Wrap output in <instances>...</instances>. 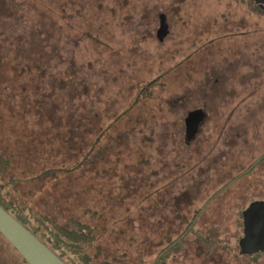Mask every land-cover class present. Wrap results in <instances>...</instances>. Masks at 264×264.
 I'll return each instance as SVG.
<instances>
[{"label":"rangeland","instance_id":"obj_1","mask_svg":"<svg viewBox=\"0 0 264 264\" xmlns=\"http://www.w3.org/2000/svg\"><path fill=\"white\" fill-rule=\"evenodd\" d=\"M71 1L70 41L53 36L56 21L43 20L50 34L41 37L40 48L60 56L57 69L41 73L39 80L33 76L40 72L29 70L20 50L15 61L12 43L24 38L14 34L13 27L22 33L18 13L11 4L7 8V0L0 3V149L15 154L2 146L19 142L42 163L49 154L40 153L47 144L37 136L38 117H54L56 123L44 124L64 127L57 133L69 137L81 104L79 115L90 122L89 135L82 132L92 143L96 126L103 132L134 102L138 88L158 81L150 97L104 132L97 148L102 155L88 166L89 176L69 179L66 188L81 194L64 208L74 220L98 229L89 251L97 261L152 264L166 239L188 231L200 213L186 249L170 264H247L243 250L264 247L260 239L242 241L247 205L264 200V78H245L264 68V18L249 13L247 0H94L96 9L104 4L101 13L90 5L83 12ZM59 9V26H65ZM161 15L169 25L164 44L157 39ZM83 32L99 42L81 37ZM65 50L72 58H61ZM75 78L86 81L77 88ZM93 104L95 113L88 114ZM197 110L205 120L187 146L185 119ZM77 139L26 176L70 167L81 158V147L87 148V139ZM24 161L29 164L25 155L16 159L20 167ZM84 176L79 188L76 181ZM36 185L42 183L32 189ZM43 196L49 203L41 210L57 216L52 200ZM258 261L264 264V255Z\"/></svg>","mask_w":264,"mask_h":264},{"label":"trees","instance_id":"obj_2","mask_svg":"<svg viewBox=\"0 0 264 264\" xmlns=\"http://www.w3.org/2000/svg\"><path fill=\"white\" fill-rule=\"evenodd\" d=\"M125 1L129 2V0ZM2 2L4 3V0H0V3ZM7 3V8H9L11 4L18 13V17L16 19L17 27L21 29L22 35L18 34V28L12 26L14 28V34L18 35V39L19 35L24 37L20 40H14L18 42L12 43L10 51L12 53H15V61L17 62L18 60L16 59V56L18 51L20 50L21 52L18 54L19 58L23 57L26 61V64L28 62L29 65H27V67L30 68V71L38 73L40 72V75L35 74L33 76V80H35V77L39 80V78H41L42 76L41 73L44 74L45 72H48L50 70L57 69V62L60 56L59 54L55 53H46L40 48L42 46L41 37L43 36L44 38H46V36L50 34L49 30L44 29L42 25L43 20L56 21L57 25L54 24L53 26V36L57 39L58 34H60L61 38H64L66 41H70L71 34L68 30L71 27L69 23V11L72 1L7 0ZM79 3L80 6L78 7V10L81 9V11L83 12L88 9V5L91 6L89 7L92 10L98 9L100 10V13L104 11V4L100 5V7L98 6V8L96 9L94 7V0L90 2H88V0H77L75 5H79ZM121 5L124 6L123 3ZM247 5L249 8V13L264 18V11L259 7V0H247ZM58 8H60V20L65 22L66 28L65 26H59V21L57 20ZM164 17L165 16L161 15L160 23ZM59 31L61 33H59ZM91 36L93 35L90 32L81 33V37L86 39H94ZM167 37L168 35L161 34L157 31V39L159 43L164 44ZM94 41L99 42V40L96 38L94 39ZM64 52L65 53L61 55V58H72L73 55L69 53V50H65ZM73 62L74 60H72L71 63L68 64V75H70V72L73 73V69L70 68L73 65ZM19 65L23 66L24 61H20ZM85 81V78H82V80L79 81L77 78H75L73 82L77 85L78 88L79 85H84ZM156 85H158V81L147 83L143 87L138 88V92L136 94V99L134 100V102L131 100L129 108L124 113H121L113 118L111 121V125L107 126V128L103 132L102 129H99L98 126H96V128L93 130L97 138L92 143H88V137L84 136L86 133L88 135L90 133V122L88 121L89 119L85 120L83 115H79L81 114L80 112H82L83 104H81L78 109H76V113L74 114L75 116L80 118H76L74 124H71L68 127L72 134V136L69 137L68 134L66 137L64 136V134H58L59 132H63L64 127L60 125L54 126L52 124V126H50L49 124H44L49 122L56 123L57 120L52 119L54 117L48 118V120L38 117L39 119L37 121V126L39 130H37L36 133L39 138L43 136L45 138L44 142L47 144V147L40 150V153L49 154V157L42 163L37 164L32 157L33 155H29V153L27 155V152L21 149L19 142L17 143L20 148L11 146L10 144H5L6 146H2H8L9 149L17 156L15 154L5 153L0 149V206L4 210H6L12 217H14L20 224H22L27 230H29L65 264H120L119 262L115 261H97L90 255L89 251L94 248V244L96 242H94V240L96 239L95 235L97 236L98 229L96 227L90 229L87 224H83L81 221L74 220V218L70 217L71 213L69 215V211L67 208H64V205L68 204L71 196L75 197V193L78 194L80 193V191L77 190L75 192V189H73L72 192L71 188H66V185L68 184L69 179L77 180V177L84 172H87L85 176H89V172L91 171V169H88V166L92 167L102 155V152L98 151L97 148L100 144L101 138H103L104 136V132L107 133L110 129H113L114 127L116 128L117 123L120 122L123 117L129 115L130 112L134 110L139 100L151 96V91L156 87ZM76 99H78V96ZM86 99L88 102V98L83 97L84 101ZM27 102L29 103L31 102V100L29 99ZM28 103H26V105ZM95 110L96 105H91V110L88 111V114H94ZM69 113L73 114L72 111H70ZM82 131H85L86 133ZM53 132L55 133L53 134ZM82 136L85 138V141L87 139V148L84 149V147H81V151L79 152V154L77 153V155H81V158L78 159L70 167H49L45 170L44 168H41L44 170V172L39 174L38 176H26V174H28V172L32 170H38L37 166L45 164V161H48L51 155L54 156V153L56 154V152H64L65 150L63 146L65 145L66 147L67 142L70 143V145L73 142L71 145L73 146L74 142L78 140L77 138H80ZM191 142L192 139L186 136L184 143L188 146ZM114 146L115 145H113V147ZM116 146L115 148H117ZM50 147L51 149H49ZM20 149L22 151H20ZM27 150L31 151L30 147H27ZM24 155L25 160H28L29 164L26 165L24 161L23 163L26 167L23 165L22 167H20L18 166L19 163L16 162V159L18 156L21 158ZM85 176L83 179L76 181L79 188L82 187L81 185L83 180L84 182L86 181ZM36 182H41L42 186L38 188L36 185V187L33 186L32 189L31 185L35 184ZM26 187L31 188L27 191L28 196L30 197H26L23 193V191L25 192ZM45 189H47V191ZM43 193H45V195L47 196L48 201L52 200L50 202V207L54 211H56L57 216H53L51 213L43 212L41 210V208L46 207V205H48L49 203L45 200L46 197L43 196ZM84 197H81L80 195V199ZM88 198L89 197H87L86 201H88ZM72 201L71 203L73 204ZM74 208L75 206L73 205V209ZM80 212H82L81 214L83 215V208L80 210ZM73 213H75V211H73ZM199 214L200 213H198V215ZM197 216L189 224L188 231L185 232L183 230L184 232H181L174 240L166 239L167 247L160 251L157 258L152 264H170L171 260L178 258L181 255V253L187 247V237L193 235L192 228L195 227ZM57 217L59 218V221ZM99 253L100 249L97 255H99ZM263 255L264 252L246 254L248 260L247 264H259L258 260H260ZM0 264H28L16 251V249L1 234ZM142 264H144V262H142Z\"/></svg>","mask_w":264,"mask_h":264},{"label":"water","instance_id":"obj_3","mask_svg":"<svg viewBox=\"0 0 264 264\" xmlns=\"http://www.w3.org/2000/svg\"><path fill=\"white\" fill-rule=\"evenodd\" d=\"M161 34H164V32L162 31ZM204 118L205 114L201 110H197L188 115L186 122L188 138L197 134ZM244 213L245 235L242 241L249 243L253 238L255 240L260 239L261 241L263 237H261V230L259 231L257 226H261L263 222L264 202L258 201L252 203ZM0 234L16 249L28 264H65L1 206ZM243 252L245 254L264 252V247L256 249L254 252H246L244 250Z\"/></svg>","mask_w":264,"mask_h":264},{"label":"flooded vegetation","instance_id":"obj_4","mask_svg":"<svg viewBox=\"0 0 264 264\" xmlns=\"http://www.w3.org/2000/svg\"><path fill=\"white\" fill-rule=\"evenodd\" d=\"M259 7L264 11V0H259ZM162 31L164 32V35H169V25L167 24V20H166V17H164L162 20H161V27L159 28L158 32H161ZM246 68H247V65H246ZM255 75H257L259 78L255 77ZM245 78L247 79V82H251V81H254V80H257V79H260V78H264V68L260 66V72L259 73H255L254 74V78H251V73H247V76H245ZM247 86H249L247 84ZM247 105H248V102H247ZM262 112H263V109H262ZM189 115V114H188ZM188 118V116H187ZM187 118L185 119V128H186V136L188 137L187 135ZM205 120V118H204ZM203 120V122H204ZM203 122L200 126V129L201 127L203 126ZM261 124L264 125V121L261 122ZM199 129V131H200ZM199 131L197 132V134L195 136H192L191 139L192 141L195 139V137L198 135ZM263 222H262V225L261 226H257L258 230L260 231L261 230V237H263L264 239V215H263ZM262 239V243H264V240Z\"/></svg>","mask_w":264,"mask_h":264},{"label":"crops","instance_id":"obj_5","mask_svg":"<svg viewBox=\"0 0 264 264\" xmlns=\"http://www.w3.org/2000/svg\"><path fill=\"white\" fill-rule=\"evenodd\" d=\"M258 201H261V200H251L250 202H249V204L247 205V209L250 207V205L252 204V203H254V202H258ZM264 200H262L261 202H263Z\"/></svg>","mask_w":264,"mask_h":264}]
</instances>
